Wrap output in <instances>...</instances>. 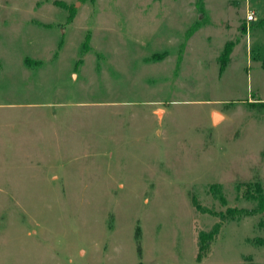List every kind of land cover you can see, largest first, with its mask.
Wrapping results in <instances>:
<instances>
[{
  "label": "rangeland",
  "instance_id": "1",
  "mask_svg": "<svg viewBox=\"0 0 264 264\" xmlns=\"http://www.w3.org/2000/svg\"><path fill=\"white\" fill-rule=\"evenodd\" d=\"M262 24L264 0H0V264H264Z\"/></svg>",
  "mask_w": 264,
  "mask_h": 264
},
{
  "label": "trees",
  "instance_id": "2",
  "mask_svg": "<svg viewBox=\"0 0 264 264\" xmlns=\"http://www.w3.org/2000/svg\"><path fill=\"white\" fill-rule=\"evenodd\" d=\"M202 0H199V2H201ZM264 26V24H262ZM196 31V28H192L188 33H186V39L188 40L193 32ZM181 49H183V46L181 47ZM182 51L181 50V54H182ZM231 43L229 44V46H227L226 48V52L224 54V58H223V61L221 62V71H224L226 66H227V63H228V60L230 58V54H231ZM179 61L182 59V56L180 55L179 56ZM255 191L257 192V195H249V198H252L254 200H257V203H258V210L261 211V212H264V194H263V190L261 188V186L259 184L255 185ZM252 211H245V210H229L228 212V215H227V219H235L237 217H243L245 215H249L251 214ZM219 227L220 225H216L214 227V230L213 232H211V238L214 237L217 233H218V230H219ZM202 256L200 255L199 256V259H201ZM142 264V263H141Z\"/></svg>",
  "mask_w": 264,
  "mask_h": 264
},
{
  "label": "built area",
  "instance_id": "3",
  "mask_svg": "<svg viewBox=\"0 0 264 264\" xmlns=\"http://www.w3.org/2000/svg\"><path fill=\"white\" fill-rule=\"evenodd\" d=\"M254 13H249L248 15H247V17H246V20L248 21V22H252L253 20H254Z\"/></svg>",
  "mask_w": 264,
  "mask_h": 264
}]
</instances>
